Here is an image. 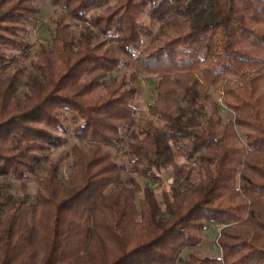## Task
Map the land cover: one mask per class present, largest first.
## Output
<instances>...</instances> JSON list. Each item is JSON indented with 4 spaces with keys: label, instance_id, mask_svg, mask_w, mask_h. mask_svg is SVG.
Returning <instances> with one entry per match:
<instances>
[{
    "label": "trees",
    "instance_id": "1",
    "mask_svg": "<svg viewBox=\"0 0 264 264\" xmlns=\"http://www.w3.org/2000/svg\"><path fill=\"white\" fill-rule=\"evenodd\" d=\"M35 1L0 0V264H264V0H50L33 47Z\"/></svg>",
    "mask_w": 264,
    "mask_h": 264
},
{
    "label": "rangeland",
    "instance_id": "2",
    "mask_svg": "<svg viewBox=\"0 0 264 264\" xmlns=\"http://www.w3.org/2000/svg\"><path fill=\"white\" fill-rule=\"evenodd\" d=\"M36 7L38 8L39 20L36 22H31L27 25V30L24 34V38L29 42L33 47L39 43L45 45H50L51 37L54 30V20L58 17V12L54 6L50 4V0H36ZM73 31L76 32V28H73ZM8 56H14L17 59L16 66L18 68H25L26 72L29 68V63L32 60V51L26 55H19L18 51L5 50ZM122 75V74H121ZM140 91L135 98V106L139 111L137 118H141L145 106L153 100L152 86L143 81L139 82ZM22 87L19 89L18 94L22 92ZM222 116L225 120L229 119L231 115L222 110ZM239 134L240 131L238 130ZM74 143L73 139H68L67 143L62 147L52 150L50 156L53 159H58L64 157L70 150L71 145ZM114 159L120 164L124 165L128 169L129 164L126 157L121 152L111 151ZM69 164L65 161L61 164V177L64 181H67L69 178ZM162 179L164 180V187L167 188L172 182V178L168 177L166 173L162 174ZM11 187L8 191V194L12 196V199H16L21 196H26L28 199H31L34 195L36 188V178L35 176H29L23 181H14L10 180ZM220 226L216 224H208L204 233V242L203 245L199 248L204 251L205 254L220 256V249L217 244V238L219 234Z\"/></svg>",
    "mask_w": 264,
    "mask_h": 264
}]
</instances>
